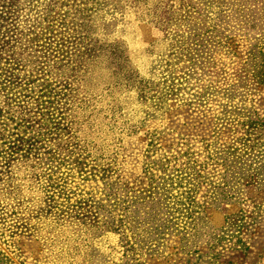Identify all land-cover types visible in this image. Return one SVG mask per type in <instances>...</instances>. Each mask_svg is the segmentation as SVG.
Returning <instances> with one entry per match:
<instances>
[{
  "label": "rangeland",
  "instance_id": "374dc122",
  "mask_svg": "<svg viewBox=\"0 0 264 264\" xmlns=\"http://www.w3.org/2000/svg\"><path fill=\"white\" fill-rule=\"evenodd\" d=\"M189 1L0 0V264H264L255 41Z\"/></svg>",
  "mask_w": 264,
  "mask_h": 264
},
{
  "label": "trees",
  "instance_id": "16d2710c",
  "mask_svg": "<svg viewBox=\"0 0 264 264\" xmlns=\"http://www.w3.org/2000/svg\"><path fill=\"white\" fill-rule=\"evenodd\" d=\"M100 2V0H97ZM134 2L139 5V9H142L141 17L150 16L153 21L160 19V24L165 25V28H168V20H171L173 13L170 10H163L162 13H158V6L154 3L151 5L149 0H134ZM211 5H216L220 8L218 16L221 17V21L227 23V19L231 17L235 23V29L237 31L253 37L254 44L252 45L250 56H251V66L253 68V76L260 83L264 84V52L259 50L257 42L259 39L264 40V0H210ZM103 6H107V2L100 3ZM152 7V8H151ZM193 7L192 0L189 3L183 4V8L191 9ZM147 11V12H146ZM192 11H186L189 13ZM148 13V14H147ZM187 20V17L184 20L179 19V25L177 27H184L181 24ZM216 31H219L218 27L215 28ZM220 32V31H219ZM225 32V31H224ZM223 33V32H221ZM260 60V63L257 60ZM1 264H11L9 261Z\"/></svg>",
  "mask_w": 264,
  "mask_h": 264
}]
</instances>
